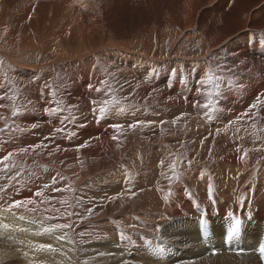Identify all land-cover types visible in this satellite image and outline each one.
I'll return each instance as SVG.
<instances>
[{
  "label": "bare ground",
  "instance_id": "1",
  "mask_svg": "<svg viewBox=\"0 0 264 264\" xmlns=\"http://www.w3.org/2000/svg\"><path fill=\"white\" fill-rule=\"evenodd\" d=\"M31 1L17 3L23 11L19 21L13 18L14 5L0 0V158L12 154L0 163V222L33 229H0V264H260L253 254L233 248L250 243L264 246V103L258 102V98L264 101L263 0L257 1L252 13L255 25L228 18L227 26L222 27L219 12L212 10L217 21L209 24L203 36L192 19L197 3L186 0L180 23L164 14L159 20L162 27L155 29L145 23L146 35L136 40L137 32L129 34L124 45L110 42L108 38L113 36L107 37L104 28L98 32L97 42L88 43L84 28L76 32L75 46L69 42L77 11L73 0H58V5L57 0H50L61 12L62 27L43 24L47 13L40 11L44 15L39 20ZM156 1L149 0L152 10L160 6ZM236 9L241 12L243 7ZM51 15L48 11L47 19ZM38 20L42 26L35 25ZM22 23L25 28L19 27ZM231 23L237 26V33L228 35ZM188 50L190 75L185 64L181 73L171 75L170 90L180 91L179 78L187 76L190 99L204 97L196 106L205 115L204 124L191 118L187 122L194 131L203 132V126H209L205 131H213V135L201 140L191 128L193 141L190 151H185L182 143L170 142L183 134L177 137L172 121L176 119L168 108L182 104L166 102L164 97L172 93L165 86L158 93L159 86L153 90L143 83L148 79L151 84L152 77L135 63H166L170 52L173 61L182 60ZM206 57L209 65L207 61L204 66H193ZM223 57L232 77L222 74L226 70H218L222 62L227 63L219 60ZM130 67L135 78L129 74ZM209 72L219 77L218 83L221 77L228 79L218 89V94L225 92L228 105L209 97L208 92L216 89L201 85ZM232 79L247 86L244 100L237 97ZM116 82L122 86L116 88ZM104 100L113 103L99 118ZM129 103L146 109L160 107L155 124L150 116L131 118ZM253 104L257 107L252 108ZM57 106L63 110L45 112V108ZM80 106L83 114L76 112ZM223 119L226 126L220 127ZM114 124L122 127L113 128ZM133 124L137 126L130 127ZM184 124L179 130L187 129ZM57 128L64 131L56 132ZM18 185L23 186L22 194L11 193ZM14 198L32 203L9 210ZM88 208L93 210L91 214ZM107 208L111 215L104 212ZM73 212L75 215H69ZM19 216L45 227L56 223L72 227L43 232L38 224L29 225ZM233 228H237L236 235L228 246L226 236ZM64 233L72 242L56 239ZM42 243L62 248L65 255L40 249Z\"/></svg>",
  "mask_w": 264,
  "mask_h": 264
},
{
  "label": "rangeland",
  "instance_id": "2",
  "mask_svg": "<svg viewBox=\"0 0 264 264\" xmlns=\"http://www.w3.org/2000/svg\"><path fill=\"white\" fill-rule=\"evenodd\" d=\"M8 1L9 0H6V4L7 5H10V3H11V5H14V6H12V8H14V11H15L14 14H13V18L14 19L16 18L17 20H19V17L23 16V11L20 10V9H22V6L21 7H20V5L18 6L20 9L17 7V3L21 4L20 0L19 1L16 0L17 2H15V0H13V1L10 0V2H8ZM185 1L186 0H157L156 4H158L160 6H159V8H154L153 7L154 9L152 10V5L150 4L149 0H73V2H74L73 7L77 8V11L75 13V19H74L75 23L73 22V24L70 25V27L74 26V28L69 30L71 32L70 41H69V42H71V44L70 43L69 44H70V46H75V42H77L76 41V36H77L76 32H78L80 29H84V28L86 30V33L88 34L87 35L88 41H90L88 43L97 42V39H98L97 34H98V32H100L101 28L102 29L104 28V30H105L104 34L107 37H112L113 36L112 38H108V40L111 39L110 42L112 41V43H117L118 45L120 43L122 44V41H123L124 38L128 39L129 34L130 35H134L135 32L138 33V34L135 33V35H137L135 38H136V40H138L139 36L144 34V32H146V30L144 31L142 29L143 27L146 26V25H144L145 23H147L149 26L155 27V29H157V28H159L161 26V25H159V24H161V23H159V20L164 16V14H165V17H167V18H169L171 20H174V23H176V21L180 20L181 17H183V15H184V14L182 15V12H184L183 5L185 4ZM257 1L258 0H195L194 3H197V5L194 7V12H193L194 15H193L192 19L194 21L196 20L195 22L193 21L195 23L194 25L196 26L197 30L203 36L205 35L204 33H206L207 30L209 31V24L212 23V22L217 21V20H215V19L218 18L217 15H215V14L213 15V14L210 13V12H212V10L215 11L216 14H217V12H219V14H220V18L219 19H221V23H222L221 26L222 27H224L225 25L227 26V23H228L227 19L228 18H233L234 20H242L244 23L250 21V23L252 24V23H254V18H253V14L252 13L257 8V5H256ZM22 2H25V1L22 0ZM27 2H30V0H28ZM27 2H25V3L27 4ZM42 2H44V3H42ZM262 2H264V0ZM31 3H33L34 8H36V10H38V12L36 11L37 13H39L37 15L38 19L39 20L42 19V21H43V18L44 19L46 18L44 20L45 22H43V24L47 25V27H50L52 25L51 23H53L54 25H58V26L61 25L62 20L59 19L60 15H61L60 14L61 12L58 10V6H57L58 5V0H57V5L52 4L53 2L50 1V0H46V2H45V0H32ZM40 3H42L41 5L43 7H45V10L42 9V6H39ZM210 3H211V5H209ZM47 5H48V7H47ZM50 5L54 6V7H52L53 10L48 9L46 11V9L49 8ZM40 7H41V9H40ZM238 7L239 8L243 7V10H242L243 12L242 11L240 12L239 10H237L236 8H238ZM8 8H7V10L10 11L11 7L9 9ZM16 8H18L20 10V13H19V10H17ZM159 9H163L164 12L158 13ZM16 10L18 11V13H17ZM40 11H42L43 13H47V14H45L46 16L43 17L44 14L40 13ZM48 11H52V15L50 16V19H47ZM15 13H17V14H15ZM237 13H239V14H237ZM9 14H10V12H9ZM41 14H42V16H41ZM210 14H211V16H210ZM246 14L249 15V19L247 18ZM10 16L12 17V14H10ZM146 17H148V18H146ZM205 18H207V19H205ZM30 19H31L30 23L34 22L32 17ZM39 20H38V22H36L35 25L42 26L43 24L40 23ZM48 20H50V21L47 23ZM19 21H21V20H19ZM256 21L258 22V19ZM27 24H28L27 28L31 27V26H29V23H27ZM231 24H232L231 29L228 30V31L226 29L227 34L228 33H235L236 34L237 32H235V31H236L237 28L235 29V27H237V26H235L234 23H231ZM254 25H255V23H254ZM23 26H24L23 23L19 25L20 28H22ZM221 26H220V28H221ZM243 26H245V25H243ZM60 27H62V25ZM23 28H25V26ZM139 32H143V33H139ZM227 34H226V36H227ZM144 35H146V34H144ZM209 35H211V34H209ZM209 35H207V36H209ZM121 36H124V37L120 38ZM206 38H208V37H206ZM119 39H120V41H119ZM127 42H128V40H127ZM124 44L125 43L123 42L122 45H124ZM221 50H222L221 48H218V51H220V54H221ZM195 52L198 53V51H195ZM173 56H174V53L170 52L169 53V58H168L166 63L163 62V63H159V64H156V65H153L152 63H149V62L144 63V62H141V61L140 62L137 61V63H135V66L140 63L141 67H142V70L144 71L143 73L144 74H148V75H150L152 77L151 84L148 82V79L144 80L143 83H145L147 85H150L153 90H154V88L156 89V86H159L156 89L157 90L156 92H158V93H162V90L165 87L168 90V92L172 93V96L164 97L167 100L166 101L167 103H169L170 101L173 100L177 104L178 103L182 104L181 106H182L183 110L181 109V106H177L176 109L168 108L170 111L173 112V116H174L173 118L176 119V120H172V121H175V123H173L175 127L174 126L173 127H174V130L176 131L177 137H179L181 134H183L180 137L179 140H177L176 138H173V139H171L172 141H170V142L172 144L182 143V145L184 147L183 149L185 151H190V145H191L190 143H192V141H193V138H190V132H189L191 128H192L191 130H193V132H194V133L192 132V134H194L195 136L198 135V137H199V135L202 136L201 140H204L205 138L211 137L213 135V134H211V132L213 133V131H210V132L205 131V130H207L209 128V126L208 127L207 126H203V132L196 131V130L194 131V129H195L194 126L192 124H189L190 123L189 122L190 118L191 119H196V120L198 119L199 121L197 120V122H199L201 124V121L203 120V117H205L204 113H200L199 107L197 108V106H196L197 103L203 102L202 100L204 99V97L199 95L198 98H195L197 96L194 95L195 99L193 97L190 99V85H188L186 83V78H187L186 75L182 74V76L179 78L180 86H181L180 87V91L172 92L170 90V87H171V84H172L171 75L174 74V73H181L184 70L185 64L187 65L188 75H190V50L186 51V55H184L182 60L173 61L172 60ZM186 58H188V59H186ZM224 58L225 57L220 58L219 60H221V59L223 60ZM129 59H133V58H129ZM207 61H208V65H209V58L206 57L202 61L197 60L194 63L193 66L194 67H196V66H204V65H206ZM223 61H227V60L224 59ZM29 63H32V62L29 61ZM222 63H221V65H222L223 68H221L220 67L221 65H219V67H218L219 72L222 73V69L226 70V71H223L222 74H224L225 76L229 75V76L232 77V75L230 74L231 69L229 70L230 64H228V61H227V63L224 62L227 65H223L224 63L223 64ZM226 66H228V68ZM43 68H41V69L44 70ZM129 74L133 78H135L137 76L136 74H134V68L133 67L129 68ZM224 78L223 77L220 78L221 79V81H219V85L220 86L222 84H223L222 86H224V84H225V81H223V79L226 80V82H228L227 81L228 79L226 77H224ZM236 80H238V79H235V80L232 79L233 82L231 81L230 83H232V85L235 84L234 87L236 89V94L238 95L237 97L238 98L240 97V99H243V93L245 92L247 86H245L244 84L242 86L241 82L237 81L238 82L237 83ZM145 84H144V86H145ZM147 85H146V87H147ZM117 86H122V85H121V83H117L116 82V88H117ZM130 86H131V84L127 85L126 87H130ZM224 93L225 92L219 93L218 95H214V98L216 100L222 102V104L226 106V105H228V103L226 102V100L224 98ZM154 96L156 97V95H154ZM39 97L41 98V96H37V98H39ZM147 99H148L147 100L148 103L151 102L150 100H152L151 98L149 99L148 97H147ZM193 100H195L196 102L193 101ZM198 100H199V102H197ZM174 102H172V103H174ZM191 102L195 106H192ZM129 104H127V105H129ZM240 105H242V103ZM139 106L140 105H133V104H130V106H128L127 112H129L130 115H132L131 118H138L139 119L141 117L142 119H145V118H149V116H150L149 121H151L153 119L154 124H155V121L158 118L157 116H159V114H160V112H159V108L160 107L159 108L158 107H152V109L151 108L146 109V108H142V107H139ZM183 107L187 108L186 111L184 110ZM229 107L230 106L226 107L227 108L226 109L227 112H228ZM93 109H94V107H93ZM94 111L96 112L95 109H94ZM198 111H199L200 114H198ZM76 112L79 113V114L80 113L81 114L84 113V111L82 110L81 106L77 108ZM161 112L165 113L166 110H161ZM195 112H197V113H195ZM139 114H141V115H139ZM201 115H204V116H201ZM214 115L216 117L217 114H214ZM178 116H180L181 118L178 117ZM187 116H188V119L187 120L186 119L183 120L184 118H187ZM229 117H230V115L228 114L227 118L230 119ZM185 122H187V123H185ZM222 122H223V124H221ZM181 123L182 124H184V123L187 124L186 126L184 124V126L187 127V129L185 128V129L179 130V129L182 128V124ZM202 123H203V121H202ZM226 123H227L226 119L221 120L220 127H221V125L223 127H225ZM153 125H152V127H153ZM93 126H97V124H93ZM191 126H193V127H191ZM156 127H159V126H155V128ZM195 127L200 129V127H197V124H195ZM182 131H184V132L182 133ZM195 132H196V134H195ZM178 133H179V135H178ZM186 133H189V134H186ZM184 134H186V135H184ZM203 134H206L207 136L206 135L203 136ZM186 137H187V140H186ZM216 137H218V136H216ZM181 140H182V142H181ZM188 141H189V143H188ZM184 142H185V144H184ZM137 154L138 153H136L135 155H137ZM137 156H138V161H139L140 155L138 154ZM128 170L132 171L131 168H128ZM130 175L131 176L133 175V171H132V174H130ZM36 179H39L38 175H36ZM14 192H16L15 195H21L22 192H23V186L18 185L17 187H15L12 190L11 193H14ZM14 201H18V200H15V198H14ZM109 205H110L109 207L111 208V204L110 203H109ZM110 208H107L104 211L108 215H111ZM116 214H119V213L117 212ZM77 218H79V217H77ZM86 229L88 230V226H86Z\"/></svg>",
  "mask_w": 264,
  "mask_h": 264
},
{
  "label": "snow or ice",
  "instance_id": "3",
  "mask_svg": "<svg viewBox=\"0 0 264 264\" xmlns=\"http://www.w3.org/2000/svg\"><path fill=\"white\" fill-rule=\"evenodd\" d=\"M218 80H219V77L216 76L214 73L212 72H209V74L207 75V77L203 80H201V85L204 86L205 88H214L216 89L215 92L213 91H209L208 92V95L209 97H212L214 95H218V89H219V83H218ZM258 102L260 103H264V101H259V98H258ZM29 103H31V101H29ZM113 103V101H110V100H104L103 103H102V106L99 107L98 111H99V118H103L104 115L109 111V106ZM209 104H211V100H209ZM3 105H0V107H2ZM208 105H206L207 107ZM71 107V106H69ZM252 108H256L257 105L256 104H253L251 105ZM63 109L59 108L58 106L57 107H51V108H45V112H58V111H62ZM15 115V113H14ZM173 123H175V121H173ZM137 125L136 124H133V125H130V127H136ZM33 127H35V125H33ZM113 128H120L122 127V125H119V124H114L112 125ZM56 132H62L64 131L63 129L61 128H57L55 129ZM113 139H116V137H113ZM32 147H39V145H33ZM20 151H25V149H21ZM12 154L9 153L8 156H4L2 158H0V163H2L3 161H6L9 159V157L11 156ZM245 156L247 155V153L245 152L244 154ZM174 167V165H173ZM208 193H209V197L211 198L212 196V186L211 184H209V187H208ZM37 196H40L42 195V193L40 192H37L36 193ZM32 201L31 200H25V201H13V203L10 205L9 207V210L11 208H20V207H23L27 204H31ZM69 207H73L72 205H69ZM92 209L91 208H88L87 209V212L89 214L92 213ZM14 215V214H13ZM69 215H75V213H69ZM19 220L21 221H25L27 224L29 225H36L38 224L39 225V229L42 230L43 232H56L57 230H61V229H70L72 227L71 224H67V223H56V224H51L47 227H45L42 223L38 222L37 220L35 219H28L27 217L25 216H19L18 217ZM49 219H54V217H49ZM0 229H3V230H6V231H20V232H27V231H32L33 229L31 228H23V227H19L18 225H16L15 223H6V222H0ZM80 236H84L85 233L84 232H80L79 233ZM123 235V234H122ZM56 239L58 241H65V242H72L70 240V238L68 237V234L67 233H64L63 235H58L56 237ZM39 248L40 249H47L53 253L59 251L61 255H65L64 251L62 248L58 249L56 246L52 245V244H40L39 245ZM260 252L261 254H264V246H262L260 248Z\"/></svg>",
  "mask_w": 264,
  "mask_h": 264
}]
</instances>
